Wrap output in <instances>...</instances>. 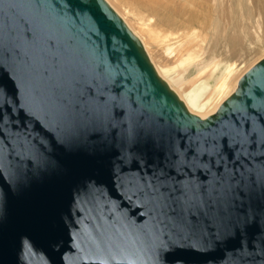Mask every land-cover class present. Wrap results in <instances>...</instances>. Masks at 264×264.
<instances>
[{
    "label": "water",
    "instance_id": "water-1",
    "mask_svg": "<svg viewBox=\"0 0 264 264\" xmlns=\"http://www.w3.org/2000/svg\"><path fill=\"white\" fill-rule=\"evenodd\" d=\"M0 264H264V56L200 117L106 0H0Z\"/></svg>",
    "mask_w": 264,
    "mask_h": 264
},
{
    "label": "rangeland",
    "instance_id": "rangeland-1",
    "mask_svg": "<svg viewBox=\"0 0 264 264\" xmlns=\"http://www.w3.org/2000/svg\"><path fill=\"white\" fill-rule=\"evenodd\" d=\"M106 1L141 40L159 75L182 77V88L172 83L180 95L202 91L209 102L204 111L226 98L264 56V0ZM218 84L223 86L216 94Z\"/></svg>",
    "mask_w": 264,
    "mask_h": 264
},
{
    "label": "bare ground",
    "instance_id": "bare-ground-1",
    "mask_svg": "<svg viewBox=\"0 0 264 264\" xmlns=\"http://www.w3.org/2000/svg\"><path fill=\"white\" fill-rule=\"evenodd\" d=\"M237 3H239V1L240 0H235ZM166 52L168 53V54H171L172 52H173V46H171V45H169V46H167L166 47ZM162 76V75H161ZM170 79H172V80H166L167 81V83L169 84V86L179 95V97L185 102V104H186V106L188 107V109L191 111V112H193V113H195V114H197V115H199L200 117H205L206 115H208L210 112H213L216 108H217V106L222 102V100L221 101H219L218 103H216L211 109H210V111H204L205 110V106H208L207 105V103H209L207 100H205V98H203V93H202V91L199 89H195V88H192V89H190L189 91H188V93H186L185 94V97L183 96V95H180L174 88H173V85H175V86H178L179 85V89L180 88H182L184 85L182 84H179V81L181 82V80H183L182 79V77L181 76H173V78L171 77ZM184 81V80H183ZM171 82V83H170ZM172 83H173V85H172ZM237 83V82H236ZM236 83H234L233 85H232V87H233V89L235 88V86H236ZM222 84H218V86H217V88H216V90L214 91L216 94H218V90H221L222 89ZM232 89V88H231ZM231 91V90H230ZM220 92V91H219ZM230 93V92H229ZM218 97V96H217ZM211 98V97H210ZM219 98V97H218ZM218 98H216V100H215V97L214 98H212L213 100H215V101H217V99ZM225 98V97H224ZM211 99V100H212ZM208 100H209V98H208ZM211 100H209V101H211ZM212 100V101H213Z\"/></svg>",
    "mask_w": 264,
    "mask_h": 264
}]
</instances>
